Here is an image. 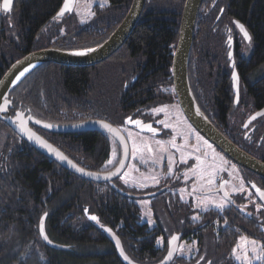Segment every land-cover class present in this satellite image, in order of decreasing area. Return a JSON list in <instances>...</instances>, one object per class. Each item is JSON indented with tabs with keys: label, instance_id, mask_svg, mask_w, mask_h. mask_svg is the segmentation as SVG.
Returning a JSON list of instances; mask_svg holds the SVG:
<instances>
[{
	"label": "trees",
	"instance_id": "16d2710c",
	"mask_svg": "<svg viewBox=\"0 0 264 264\" xmlns=\"http://www.w3.org/2000/svg\"><path fill=\"white\" fill-rule=\"evenodd\" d=\"M63 3L64 0H12L10 10L1 11L0 79L15 61L29 53L48 48L88 50L103 44L126 16L132 0H108L103 21L94 20L96 25L59 35L52 41L42 32L56 19ZM184 3L185 0H145L125 44L99 65L38 66L10 92L11 105L5 116L20 112L25 117L63 126L96 120L108 123L106 115L120 122L131 100V91L123 87L131 85L132 74L137 76L132 92L136 103L158 99L153 96L158 86L172 85V56ZM233 21L244 26L251 38L249 43L243 41ZM229 39L238 44L234 49L236 60L244 46L252 45L248 60L239 64L238 71L249 85L247 95L252 109H258L264 105V77L256 79L264 68V0H204L188 56V84L198 108L209 121V114H217L221 125L237 130L247 113L240 114L236 125L232 114L235 107L228 102L226 76L220 78L217 70L223 67L228 72ZM34 130L79 167L96 173L106 171L112 144L107 135L86 132L63 136ZM230 141L250 154L242 147V132ZM43 215L48 239L67 250L49 248L41 241L38 227ZM176 222L185 231H170V235L180 234V242L187 245L195 242L198 250L189 259L175 257L171 264H239L233 249L242 237L264 242L263 219L243 215L236 209L208 210L201 219ZM103 227L117 236L124 253L137 264H157L166 254L168 235L140 222L134 200L108 184L70 174L0 121V264H122ZM257 264H264V260Z\"/></svg>",
	"mask_w": 264,
	"mask_h": 264
},
{
	"label": "water",
	"instance_id": "95a60500",
	"mask_svg": "<svg viewBox=\"0 0 264 264\" xmlns=\"http://www.w3.org/2000/svg\"><path fill=\"white\" fill-rule=\"evenodd\" d=\"M203 1L204 0H185V3H184L180 26H179L178 40L176 43L175 50L173 52L172 63H171L172 88L175 94V98L177 100L178 106L184 118L189 123V125L201 137H203L209 144L214 146L215 149L221 152V154L224 155L227 159H229L233 164H235L236 166L264 180V163L252 157L251 155L244 152L240 148H238L228 138H226V136H224L221 132H219L216 129V127L212 124V122H210L204 116V114L200 111L190 91L189 84H188V73H187L188 56H189L192 43H193V36H194L196 20H197L200 8L203 4ZM11 3H12V0H11ZM64 3H65V0H64ZM74 3H75V0H69L70 11H66L62 16L56 15L55 20L63 18L66 14L70 15L72 12L71 8L74 5ZM3 4H4V0H1V11L5 12L3 10ZM144 4H145V0H132V3L130 5V8L127 14L122 20V22L119 24V26L114 30V32L110 35V37L103 44L95 48H92L93 49L92 51H88V50L62 51V50L48 48V49H43V50L29 53L23 56L22 58H20L19 60L15 61L7 69V71L3 74V76L0 79V106H4L5 100L9 101V94L12 91V89H14L30 72H32L35 68H37L38 66L42 64H55V65L66 66V67H92L110 58L125 44L129 36L133 32L135 25L137 24L143 12ZM235 22L236 21H233V25L237 29V31L240 33V35L242 36L243 41L246 43H249L250 40H246L244 38V34L241 32L240 28L237 27V23ZM76 52H84L85 54L83 57L73 56L74 53ZM230 52L232 54V51ZM32 65H35V67L16 85L12 86V83L16 75L20 71H22L24 68L32 66ZM233 65H234V59L231 58L230 68L233 69L232 74H231V82L233 85V89L235 91V99L236 101H238L239 76L237 74L236 69L233 68ZM233 72L237 74V81L235 82V86H234V81H233ZM10 105L11 103L7 105V111L0 112V121H3L5 124H7L27 144H29L31 147L36 149L38 152H40L42 155H44L51 161L55 162L57 165H59L64 170L68 171L70 174L75 175L83 180L96 183V184L106 183L112 189L119 192L117 187L112 182L116 180L118 177H120V175L126 169L128 165V161H129L130 152H129L128 142L118 128L112 126L111 124L107 122L98 121V120L78 123L74 125H64V126L63 125H53V124L39 121L32 117L31 119H28V117H25L24 114L22 113H21L22 116L18 118L17 117L18 112H16L13 117H6L5 115L8 114V108L10 107ZM197 109H199V112H200L199 115L197 114ZM261 116H264V108L261 111L252 115L247 123L254 122V120L258 119ZM253 117L255 118L253 119ZM21 119L26 122V127L29 130H31L36 136H39L40 139L50 144L56 150L60 151L67 159L64 161H61L55 156V153H50L46 148L42 147L39 143H37L35 139L29 140L27 135L23 131H21V127H20ZM37 121H39V123H37ZM105 123L115 128L117 132L119 133V137L113 135L107 129H105L103 127V124ZM44 125H51V127H45ZM33 127L36 128L37 130H40L45 133H50L53 135H73V134H80V133H86V132L103 133L120 146V151H121L120 161H123L124 167L121 168L120 162H119L117 167L111 171V172H116V169L120 168L119 173L111 176L108 179H106L105 177L108 176L109 173H96V172L88 171L85 169H84V172H77L76 169L73 168L68 163V160L70 159L61 150H59L55 145L47 141L37 131H35ZM140 132H146V131L140 130ZM121 137L123 138V141H124L123 143L121 142V139H120ZM125 148L127 149V155H125ZM76 166L79 167L77 164ZM85 173H95L97 175L91 176V175H86ZM252 191H253V194L254 193L256 194V198L264 207V199H262L257 194V191L254 192L253 189ZM225 192L226 190L224 188V184H221L218 189L209 191L205 195L220 194L222 199L232 204L233 202H232L231 197L229 195L225 197ZM42 218H43V227H44L45 215H43L41 219ZM41 219L39 221V227H38L39 236H40L41 241L49 248H52L55 250H67V248L64 246H60V245L52 243L46 236L45 230H44V236L41 235L40 233ZM102 230L105 236L107 237V239L113 245L116 255L122 264H137L133 262L130 258L125 260L124 256H127V255L124 253L121 243H120V248H117L116 241L119 239L111 230H109L106 227H103ZM174 235L177 236L178 239L175 241H172V251H173L172 257L165 259L166 257H168L169 241L171 240V237L173 235L167 241V251H166L164 258L157 264H171L172 261L175 259L177 255L179 243L181 240V235L180 234H174ZM121 252H123V255H121Z\"/></svg>",
	"mask_w": 264,
	"mask_h": 264
},
{
	"label": "flooded vegetation",
	"instance_id": "af4514ba",
	"mask_svg": "<svg viewBox=\"0 0 264 264\" xmlns=\"http://www.w3.org/2000/svg\"><path fill=\"white\" fill-rule=\"evenodd\" d=\"M1 3H0V14H1ZM8 23V22H7ZM94 23V22H93ZM92 23V25H93ZM96 25V23H94ZM88 25V26H92ZM87 27V26H86ZM235 40V39H234ZM234 42V43H233ZM228 40L226 42V46L228 47L227 51V57L229 59V53L232 51V56L231 58L234 59V65L233 68L236 69L237 74L239 76V85H238V101L235 99V91L233 89V85L231 82V74H232V68H230V61L231 59L226 61V66H227V71L225 69L219 68L218 70V75L220 78L223 76H226L227 83H225L226 86V91H227V96H228V102L232 107H235L232 114L234 116L235 124H239V117L240 114L247 113L246 118L242 121V125H238V129H228L225 126L220 124V119L218 118L217 114H209L210 115V121L212 124L216 127V129L221 132L226 138L234 139L238 136V134L241 135L242 132V139L245 142V145L242 147L244 149H247L250 151V154H254L256 157L259 158L261 162L264 163V116L259 117L258 119L254 120V122H248V120L251 118L252 115L255 113L261 111L264 108V105L259 107L258 109H252L251 101L249 98V95H247L248 92V86L244 83V80L241 78L239 75L238 67L239 64L242 61H247L248 59H245L242 54H240L239 59L234 58V49L237 47L236 41ZM196 45V44H194ZM240 50H238L239 52ZM236 53V52H235ZM106 61V60H105ZM103 63V62H102ZM101 64V63H100ZM99 65V64H98ZM148 75H145V78ZM263 78V77H262ZM131 79V85L128 87V85H124V90H130L131 93L128 96L130 100L128 107L129 109L125 113V116L121 118L120 122H115L112 117L109 115H106L105 118L108 120V123L111 124L112 126H117L120 130V132L125 136V130H131L134 134L136 135H142L146 136L150 139H160L161 141L165 142L164 143V149L161 150V153H163L165 156V164L164 168L160 170L159 176L157 178L158 183H151L150 185H153L152 187L154 188L150 192H146L141 188V189H136L137 187L139 188L141 185H134L132 184L131 186L125 185L124 183L122 184L120 181L122 175L125 173L126 169L124 172L118 177L116 180H114L112 183L117 187L119 190L116 191L120 195L127 197L128 199L134 200L135 204L137 205L140 216L142 215L141 212V207L139 206L138 202L139 200H148L149 202V207L148 210L152 212V217L153 218V224L154 225H149V228L151 230L159 229L160 231H185L179 224L176 222L177 220H181L184 218H190L192 220L193 217H198V219H201V215L203 212V205L198 204V201L202 199V197L207 196L205 195L209 191H213L219 188L221 184H224V188L226 190V181L222 180L221 177L223 175H220L219 178L217 179L218 183L215 187H213L209 191L205 192H196V201L193 200L192 195H186L188 194L186 191L183 192V189H187L188 192H194L195 188V183L198 182V175L196 172L197 165L194 167V162H192L193 154L195 153L197 147L192 148L194 142L196 145H198V142L200 139L205 142L208 146L209 144L203 137H201L186 121H182L180 118L183 116L177 100L175 98V94L172 88V85L169 84H164L158 86L159 91L155 93L153 96H156L158 99L155 100H150L149 102H138L136 103L135 100H133V97L135 96L133 92V87H135V83L137 81V76L135 77L133 74L130 75ZM223 80V79H219ZM249 81V80H248ZM147 91V90H146ZM151 99V98H148ZM123 101V100H122ZM206 106H208V103L203 102ZM201 103L202 105H204ZM170 105L172 108H174L177 113L179 114H173V111H170L172 115H169V117H165L164 114L162 115H153L151 110L153 108H162L165 105ZM125 105V104H124ZM126 107V105H125ZM171 108V109H172ZM237 108V109H236ZM242 108H244L246 111H243ZM170 110V109H169ZM131 117L133 121L135 120H140L142 124L145 125H151L153 129L156 130V134L153 135L152 132H149L147 130H143L146 132H140L141 127L135 125L134 123L126 122L127 118ZM184 117V116H183ZM165 120V123L171 125V127L165 128L164 125L161 123V121ZM105 122V121H104ZM117 123V124H113ZM175 125H186L187 126V132L189 130V134H182L179 133L178 131H174V128L172 124ZM247 125V127H245ZM36 131V130H35ZM180 136L179 138H175V147L173 146L172 143H170L175 136ZM64 136V135H63ZM190 136L192 138H190ZM199 137V139H197ZM187 140V146H183L181 144V141L183 143V140ZM229 139V140H230ZM127 140V139H126ZM54 142V140H52ZM112 144L114 145L116 151H117V158L116 161L112 166H108L105 164L104 166V172L102 173H109L112 170H114L117 165L120 162L121 158V151H120V146L112 140ZM54 145V144H53ZM129 145V144H128ZM186 147V148H184ZM150 148V147H149ZM166 148L168 149V153ZM178 148V149H177ZM252 148V149H250ZM129 152H130V147H129ZM249 154V155H250ZM169 160H170V165H169ZM182 160H187V163H182ZM130 162V156H129V161L128 165ZM231 162V161H230ZM107 163V162H106ZM127 165V166H128ZM236 166V165H235ZM238 167V166H237ZM127 168V167H126ZM169 168L172 169L171 174L169 175ZM192 169H195V171H192ZM108 170V171H107ZM239 175L243 183L245 184V187H247L249 194L248 197L245 196V193H237V195H229L232 199V204L228 203L225 201L226 206L222 208V210H239L241 214L243 215H254L255 217L259 218L261 217L264 219V207L263 205L258 201L256 198V194H253L252 189L254 192H256V189L259 188L264 191V180L261 178L253 175L250 172H247L246 170L238 167ZM152 175L155 174V172L151 173ZM186 178V179H185ZM190 181L189 183L185 184V180ZM204 179V178H203ZM152 179L145 180L149 181ZM204 183V181H203ZM106 184V183H105ZM184 184V185H183ZM137 191V192H136ZM220 198V194H216ZM212 196H214L212 194ZM202 208V209H200ZM209 210H216L215 208H208ZM159 215V217L157 216ZM141 219V217H140ZM196 219V220H198ZM167 227V228H166ZM198 228V227H197Z\"/></svg>",
	"mask_w": 264,
	"mask_h": 264
},
{
	"label": "rangeland",
	"instance_id": "374dc122",
	"mask_svg": "<svg viewBox=\"0 0 264 264\" xmlns=\"http://www.w3.org/2000/svg\"><path fill=\"white\" fill-rule=\"evenodd\" d=\"M108 4H103V0H75L74 5L72 6V12L70 16L63 20H54L51 24H49L44 31L42 32L44 36L54 41L57 39L59 35L68 34L73 32L74 30H77L79 28H82L84 26L92 25L94 20L103 21L105 12L107 10ZM244 52L243 56L246 57L245 59H248L250 56V52L252 50V45L244 46ZM256 79L264 77V68L260 69L259 74L256 75ZM165 109L163 112H155L153 108L151 110L153 115H162L164 114L165 117H169V115H172L170 111H173V114H179L177 111L172 108L170 105H165L162 107ZM172 108V109H171ZM170 109V110H169ZM180 115V114H179ZM180 118L182 121H185L183 119L184 117L180 115ZM165 123V120H163ZM186 122V121H185ZM164 123H162L164 125ZM174 131H178L182 134H189V130L187 132V126L184 125H175L172 124ZM125 136L127 139V142L130 147V162L129 165L126 168L125 173H128V176L124 179H120L121 183L131 186L134 185H146V186H140L136 189H141L146 191L147 193L153 190V185H150L151 183H155L153 180L145 181V176H153L151 173L155 172V176L158 178L160 170L163 169L165 164V158L164 154L161 153V146L156 143L157 140L160 139H150L146 136L142 135H136L131 130L126 129ZM129 133H131V136H129ZM175 136V135H174ZM180 137V136H175ZM190 138H192L190 136ZM183 143L181 141V144L183 146H187L188 141L184 139ZM137 148L138 151L135 154V157L133 156V148ZM149 147L152 149L151 152L148 151ZM197 147L195 153L193 154L192 162H194V167L197 165L196 172L198 175V182L195 183L194 192H188L187 189H183V192H187L186 195H192V198L194 201H196V192H205L211 190L213 187H215L218 183L217 179L220 175H223L221 177L222 180L226 181V192L228 195H237V193H245V196L248 197L249 191L247 187H245V184L240 178L238 167L235 166L232 162H230L229 159H227L224 155L221 154L217 149L214 147H209L207 144H205L202 139L199 140L198 145L194 142L192 148ZM186 148V147H184ZM178 149V148H177ZM168 153V149L166 148ZM117 158V151L113 144H111V152L109 159L113 160L112 164H107L108 166H112ZM108 159V160H109ZM155 161V162H154ZM170 165V160H169ZM138 169V170H137ZM124 173V174H125ZM124 174L122 176H124ZM143 174V175H141ZM204 178V179H203ZM186 179V178H185ZM184 183L187 184L190 181L185 180ZM148 180V179H147ZM127 181V182H126ZM204 181V183H203ZM184 185V184H183ZM137 192V191H136ZM207 195L202 197L201 200L198 201V204L203 205V209L205 207L209 208H215L216 210H222L221 208L215 207L217 203H219L222 198L217 196L216 194ZM224 201V200H223ZM139 206L141 207L142 215L140 216V222L142 223H148L149 225L153 224V218L152 212L148 210L149 202L148 200H139L137 201ZM226 206V203L224 201V207ZM202 209V208H200ZM159 217V215H157ZM261 218V217H259ZM149 220H151V223H149ZM264 222V219H263ZM150 227V226H149ZM167 228V227H166ZM264 229V227H263ZM166 235H168V239L171 237L170 231H163ZM264 234V231H262ZM253 239H248L247 237H242L238 245L235 247L236 251L234 254V257L239 264H257L258 262L264 260V242L262 241H256V244L253 245L251 243ZM161 241H159L160 243ZM183 246V247H181ZM198 248L192 244H185L184 242L179 243L178 251H177V258H185L189 259L193 255L196 254ZM245 257L247 259H245Z\"/></svg>",
	"mask_w": 264,
	"mask_h": 264
},
{
	"label": "snow or ice",
	"instance_id": "6c2138e0",
	"mask_svg": "<svg viewBox=\"0 0 264 264\" xmlns=\"http://www.w3.org/2000/svg\"><path fill=\"white\" fill-rule=\"evenodd\" d=\"M107 3H108V0H103V4H107ZM10 6H11V0H4L3 10H4L5 12H8V11L10 10ZM66 11H70L69 0H65V3H64V5H63V7L61 8L60 12H59L57 15H58V16H62ZM235 23H237V27H239L240 30H241V32L244 34V38H245L246 40H250L251 38L248 36V34H247V32L245 31L244 27H243L242 25H240L239 22H235ZM92 50H93V49H88V51H92ZM74 54H75V55H84L85 53H84V52H76V53H74ZM231 56H232V54H231V52H230V53H229V59H231ZM26 71H27V69H25V72H26ZM25 72H21L20 75L16 77V80L19 81L20 78L23 77V76L25 75ZM233 81H234V86H235V82L237 81V74H236L235 72H233ZM9 103H10V101L5 100V101H4V106H0V112H5V111H7V105H8ZM154 111L157 112V113H159V112H163V111H165V109H164V108H157V109H154ZM197 114H198V115L200 114L199 109H197ZM21 116H22V114L18 112V113H17V117L19 118V117H21ZM254 118H255V117H253V119H254ZM28 119H31V117L29 116ZM126 122L134 123L135 125L141 127L142 130H147V131H149V132H152L153 135L156 134V130L153 129L151 125H145V124H142V122H141L140 120H135V121H133L132 118L129 117V118H127V121H126ZM37 123H39V121H37ZM161 123H164V122L161 121ZM44 126H45V127H51V125H44ZM20 127H21V131H23V132L27 135V137H28L29 140H33V139H35L37 143H39L42 147L46 148L50 153H55V156H56L59 160L64 161V160L67 159V158H66V157H65L60 151L56 150V149H55L54 147H52L50 144H48V143H46L44 140L40 139L39 136H36L31 130H29V129L26 127V122H25L24 120H22V119L20 120ZM103 127H104L105 129H107L110 133H112L113 135L119 137V133L117 132V130H116L115 128L111 127L109 124L105 123V124H103ZM164 127H165V128H168V127H171V125H169V124H167V123H164ZM245 127H247V125H245ZM129 136H131V133H129ZM120 139H121V142L123 143V142H124V141H123V138L121 137ZM197 139H199V137H197ZM156 143H157L158 145L161 146V150L164 149V143H165V142H163V141H161V140H157ZM170 143H172L173 146L175 147V137H173V139H172V141H171ZM209 147H211V146L209 145ZM137 151H138V149L134 147V148H133V156H134V157H135V154H136ZM148 151L151 152L152 149L149 148ZM125 155H127V149H126V148H125ZM154 162H155V161H154ZM181 162H182V163H187V160H182ZM68 163H69L73 168H75L77 172H84V169H83V168L77 167L76 164H74L71 160H68ZM112 163H113V160H112V159H109V160L107 161V164H112ZM120 167H121V168L124 167V163H123V161H120ZM137 170H138V169H137ZM119 171H120V168H117V169H116V172H109L108 176H106L105 178L108 179V178H110L111 176L116 175L117 173H119ZM192 171H195V169H192ZM171 172H172V169L169 168V175L171 174ZM85 174H86V175H91V176H95V175H97V174H95V173H85ZM141 175H143V174H141ZM127 176H128V173H125L124 176L121 177V179H124V178L127 177ZM144 179H145V180H147V179H152L154 182L158 183L157 177H156L155 175L150 176V177H149V176H145ZM126 182H127V181H126ZM141 186H146V185H141ZM256 191H257V194H258L262 199H264V191H261L259 188H257ZM227 195H228V193L225 192V197H227ZM215 207H217V208H221V209H222V208L224 207V201L221 200L219 203H217V204L215 205ZM203 210H204V211H208L209 209H208L207 207H205ZM86 211H87V210H86ZM90 218H91L92 220H96V219H97V217H95V216H91ZM193 219H194V220H195V219H198V217H193ZM149 223H151V220H149ZM106 230H107V229H106ZM40 233H41L42 236H44L43 218L41 219ZM45 238H46V237H45ZM177 239H178V237L175 236V235H173V236L171 237V240L169 241V253H168V257H166L165 259H168V258L172 257V255H173V251H172V241H175V240H177ZM194 243H195V242H193V245H194ZM251 243H252L253 245H255V244H256V241L253 240V241H251ZM116 245H117V248H120V242H119V240L116 241ZM181 247H183V246H181ZM235 251H236V249H233V252H234V253H235ZM121 255H123V252H121ZM124 258H125V260L128 259L127 256H124ZM245 259H247V258L245 257Z\"/></svg>",
	"mask_w": 264,
	"mask_h": 264
},
{
	"label": "bare ground",
	"instance_id": "6f19581e",
	"mask_svg": "<svg viewBox=\"0 0 264 264\" xmlns=\"http://www.w3.org/2000/svg\"><path fill=\"white\" fill-rule=\"evenodd\" d=\"M73 56H77V57H83L84 55H73ZM35 67V65H32V66H29V67H26V68H24L22 71H20L17 75H16V77L17 76H19L20 75V73L21 72H25V69H27V71L25 72V75L23 76V77H21L20 78V80H22L33 68ZM16 77L14 78V81H13V83H12V86H14V85H16L19 81H17L16 80Z\"/></svg>",
	"mask_w": 264,
	"mask_h": 264
}]
</instances>
